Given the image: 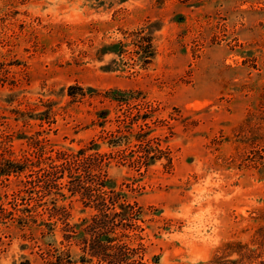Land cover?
<instances>
[{"label":"rangeland","instance_id":"obj_1","mask_svg":"<svg viewBox=\"0 0 264 264\" xmlns=\"http://www.w3.org/2000/svg\"><path fill=\"white\" fill-rule=\"evenodd\" d=\"M7 169L0 264H264V0H0Z\"/></svg>","mask_w":264,"mask_h":264},{"label":"trees","instance_id":"obj_2","mask_svg":"<svg viewBox=\"0 0 264 264\" xmlns=\"http://www.w3.org/2000/svg\"><path fill=\"white\" fill-rule=\"evenodd\" d=\"M111 47V46H110ZM140 52H144L145 53V45H140L139 46ZM21 170L18 169H7V170H0V175L4 174V175H8V174H14L17 175ZM105 188H109L112 189V186L110 184V180L106 179L104 180V184H102ZM120 207H124L125 205H123L122 203H119ZM264 218V215H263Z\"/></svg>","mask_w":264,"mask_h":264}]
</instances>
